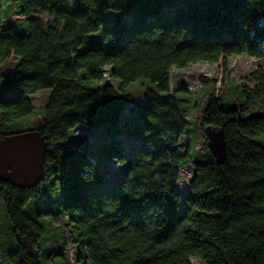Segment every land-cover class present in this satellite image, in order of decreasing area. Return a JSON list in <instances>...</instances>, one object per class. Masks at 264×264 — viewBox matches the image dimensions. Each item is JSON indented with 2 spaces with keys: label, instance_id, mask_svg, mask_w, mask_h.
<instances>
[{
  "label": "trees",
  "instance_id": "16d2710c",
  "mask_svg": "<svg viewBox=\"0 0 264 264\" xmlns=\"http://www.w3.org/2000/svg\"><path fill=\"white\" fill-rule=\"evenodd\" d=\"M170 1L0 0V63L17 60L0 77V139L47 136L42 181L52 183L18 189L0 181V264H64L66 239L73 264H264V0H182L163 18ZM9 3L25 31L4 26ZM121 9L148 19L129 31L120 18L105 26L107 13ZM232 55L258 60L243 84L229 78ZM199 62L218 63L215 79L201 77L197 114L202 129L224 134L222 165L207 147L196 149L186 95L169 88L172 68ZM138 79H145L139 106L128 88ZM43 89L50 93L38 114L29 96ZM126 108L145 123L120 117ZM77 129L107 132L109 142L89 156L91 143L69 142ZM118 131L153 150L127 157ZM102 160L127 164L111 188L87 193L102 178ZM186 165L193 175L180 214L175 185Z\"/></svg>",
  "mask_w": 264,
  "mask_h": 264
},
{
  "label": "rangeland",
  "instance_id": "374dc122",
  "mask_svg": "<svg viewBox=\"0 0 264 264\" xmlns=\"http://www.w3.org/2000/svg\"><path fill=\"white\" fill-rule=\"evenodd\" d=\"M194 5L201 6L202 0H192ZM187 4L182 0H172L168 4H165L161 8L160 15L163 18H167L170 14H172L176 9L180 8L181 6ZM18 6L16 4L9 3L5 7L4 19L3 24L12 25L15 27L16 30H26L27 26L25 22L19 17V12L17 13ZM18 16L15 18V16ZM115 18H120L122 22L120 23L121 29L129 31L131 28L141 20H147L148 14H138L134 11L121 9L118 11L111 10L107 13L106 16V25H112ZM228 68H229V78L236 84H243L245 83V78L247 75L256 67L258 60L248 57L247 55H232L228 58ZM17 62L16 59H9L5 62L0 63V77L5 73L11 71ZM218 63L209 64L207 62H199L193 63L188 65L183 69L172 68L170 70L171 80L169 82V88L172 92L177 93L179 96H182L184 92L186 97V102L188 103V107L185 108V118L189 122V129L188 132L191 137L195 136L197 138L196 141V149L202 148V146L206 147L203 141V133L202 128L199 125V115L197 114V105L200 101V96L204 90V84L201 83V77H206L209 80H213L217 77L218 74ZM145 82V79H138L134 82H131L128 88H131V92L133 93V103L137 106L143 102L144 94H143V86L140 84ZM209 84V83H208ZM112 85L115 86V82L112 81ZM1 86V84H0ZM135 87V88H133ZM50 91L47 89L39 90L33 95L29 96L30 101L32 102L33 106L35 107L36 112L39 114L41 113V109L44 106L45 102L48 99ZM199 100V101H198ZM134 114V115H133ZM137 113L132 112L129 109H125L121 114L120 117H128V121L132 124L140 125L145 123V119L141 121L136 120ZM132 116V117H130ZM107 132H103L102 130L92 129L88 137L80 138V140L84 139V145L90 146V141H95L98 144L104 142V138L107 137ZM115 137L120 139L125 147L126 156L129 157L132 153H134L139 148H143L141 146V139L135 136H132L129 133H125L123 131H118L115 134ZM264 134L259 135V140L262 142L264 139ZM79 138V137H78ZM103 138V139H101ZM69 142L70 143H78L77 140L73 138L72 132L69 134ZM199 142V143H197ZM133 144V145H132ZM189 144L188 136H184L180 139L179 144L177 146L178 150L181 152H185L187 146ZM91 154H89L90 156ZM127 164V163H126ZM126 164L118 165L110 160H102L99 164V167L102 171V178L98 185L90 186L85 189V192L96 194L99 190L103 188H111L115 182H117L123 173V170L126 167ZM180 178L177 184L175 185L176 191L179 193L181 197V210L180 214H182L183 209L185 208L183 199L188 194V183L193 175V167L191 165L180 166L179 167ZM42 187H45L48 184H51V180L45 179L41 183ZM45 195H40L34 201H41ZM59 194L56 195V197ZM62 196V195H61ZM55 197V196H54ZM52 194H50V199L54 198ZM27 211V209L25 208ZM3 215V205L0 206V215ZM57 223L60 226L64 227V222L62 219H57ZM6 223V222H5ZM7 224V223H6ZM0 233L2 231L3 219H0ZM8 225V224H7ZM64 225V226H63ZM63 230H66L65 227ZM67 236V233H65ZM46 248V247H45ZM44 248V249H45ZM65 248L67 252V259H65L64 264H73V247L69 239L65 241ZM193 264H202L198 259L192 258L191 259Z\"/></svg>",
  "mask_w": 264,
  "mask_h": 264
},
{
  "label": "water",
  "instance_id": "95a60500",
  "mask_svg": "<svg viewBox=\"0 0 264 264\" xmlns=\"http://www.w3.org/2000/svg\"><path fill=\"white\" fill-rule=\"evenodd\" d=\"M203 141L214 161L222 165L227 160L224 134L207 125L202 129ZM48 137L37 131H25L0 139V181L18 189L35 187L44 178V157Z\"/></svg>",
  "mask_w": 264,
  "mask_h": 264
},
{
  "label": "bare ground",
  "instance_id": "6f19581e",
  "mask_svg": "<svg viewBox=\"0 0 264 264\" xmlns=\"http://www.w3.org/2000/svg\"><path fill=\"white\" fill-rule=\"evenodd\" d=\"M75 133L79 135V130H76ZM115 138H116V137H115ZM101 139H103V138H101ZM108 142H109V140H105L102 144H100V145H98V146H95V143H93V141H90V143L92 144L91 149H90L91 154H96V153H98L102 148H104V147L107 146ZM132 145H133V144H132ZM141 146H142L143 148H150V149H152L151 146L146 145V144H141Z\"/></svg>",
  "mask_w": 264,
  "mask_h": 264
},
{
  "label": "built area",
  "instance_id": "2783aa9c",
  "mask_svg": "<svg viewBox=\"0 0 264 264\" xmlns=\"http://www.w3.org/2000/svg\"><path fill=\"white\" fill-rule=\"evenodd\" d=\"M78 130H79V136L88 137V135H89V131L88 130H81V129H78ZM150 150H153V149H150Z\"/></svg>",
  "mask_w": 264,
  "mask_h": 264
},
{
  "label": "clouds",
  "instance_id": "9594fccd",
  "mask_svg": "<svg viewBox=\"0 0 264 264\" xmlns=\"http://www.w3.org/2000/svg\"><path fill=\"white\" fill-rule=\"evenodd\" d=\"M78 130V129H77ZM81 130H86V129H81ZM88 131H89V134H90V130L88 129ZM76 134V133H75ZM79 138H83L84 136H79L78 134H76ZM106 140V139H105ZM104 140V141H105ZM93 143H96L95 141H93ZM102 144V143H101ZM100 145V144H99ZM90 149H91V146L89 147V151H88V153L89 154H91V152H90ZM144 149H146V148H144Z\"/></svg>",
  "mask_w": 264,
  "mask_h": 264
},
{
  "label": "crops",
  "instance_id": "0c3cea01",
  "mask_svg": "<svg viewBox=\"0 0 264 264\" xmlns=\"http://www.w3.org/2000/svg\"><path fill=\"white\" fill-rule=\"evenodd\" d=\"M76 137H77V136H76ZM76 137L74 136V139H75V140H77V138H76ZM79 139H80V138H78V140H77V141H79ZM86 148L88 149V146H87Z\"/></svg>",
  "mask_w": 264,
  "mask_h": 264
},
{
  "label": "snow or ice",
  "instance_id": "6c2138e0",
  "mask_svg": "<svg viewBox=\"0 0 264 264\" xmlns=\"http://www.w3.org/2000/svg\"><path fill=\"white\" fill-rule=\"evenodd\" d=\"M262 139H264V137H262Z\"/></svg>",
  "mask_w": 264,
  "mask_h": 264
}]
</instances>
